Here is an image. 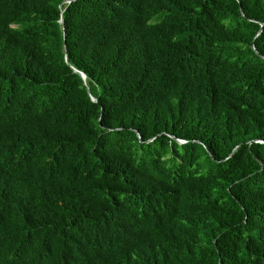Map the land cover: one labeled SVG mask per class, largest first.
Segmentation results:
<instances>
[{
  "label": "trees",
  "instance_id": "trees-1",
  "mask_svg": "<svg viewBox=\"0 0 264 264\" xmlns=\"http://www.w3.org/2000/svg\"><path fill=\"white\" fill-rule=\"evenodd\" d=\"M0 264H264V0H0Z\"/></svg>",
  "mask_w": 264,
  "mask_h": 264
},
{
  "label": "water",
  "instance_id": "water-1",
  "mask_svg": "<svg viewBox=\"0 0 264 264\" xmlns=\"http://www.w3.org/2000/svg\"><path fill=\"white\" fill-rule=\"evenodd\" d=\"M60 23L63 24L62 19L60 20ZM65 60H67L66 57H65ZM74 72L77 73V74H79V75L81 76L82 80L85 82V75H84L83 73H81V72H79V71H77V70H75V69H74ZM92 100H93V99H92Z\"/></svg>",
  "mask_w": 264,
  "mask_h": 264
}]
</instances>
